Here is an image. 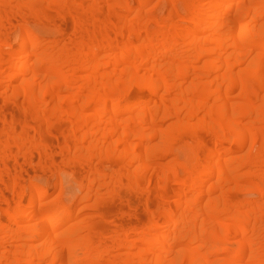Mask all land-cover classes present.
<instances>
[{
	"label": "bare ground",
	"instance_id": "1",
	"mask_svg": "<svg viewBox=\"0 0 264 264\" xmlns=\"http://www.w3.org/2000/svg\"><path fill=\"white\" fill-rule=\"evenodd\" d=\"M0 264H264V0H0Z\"/></svg>",
	"mask_w": 264,
	"mask_h": 264
},
{
	"label": "rangeland",
	"instance_id": "2",
	"mask_svg": "<svg viewBox=\"0 0 264 264\" xmlns=\"http://www.w3.org/2000/svg\"><path fill=\"white\" fill-rule=\"evenodd\" d=\"M52 28L53 27L50 24L45 23V22H41V23L39 22V24L37 23L36 25H34L35 32L38 33L42 38L47 39V40L48 39L52 40V39H55V38L58 37V35H56V33H57L56 30L54 31L53 30L54 28L53 29ZM36 172H37L36 176H35L36 177V181L39 184H42V185H45V186L47 185L49 188L51 186V188H52L53 182H51L52 181L51 175H49L48 172H46L45 170L40 169L39 167H36ZM69 184H67L68 186L66 187V188H68L69 192H71V191L72 192H74V191L77 192L78 191L76 185H74V187H73L72 183L70 185ZM137 206L139 207L138 204H137ZM138 207H135V208L132 207V208L133 209H137ZM138 209H140V208H138ZM139 211H141V213H143V211L141 209ZM125 223H127V222H125Z\"/></svg>",
	"mask_w": 264,
	"mask_h": 264
}]
</instances>
